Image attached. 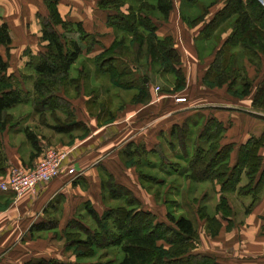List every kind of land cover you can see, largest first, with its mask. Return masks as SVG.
Returning a JSON list of instances; mask_svg holds the SVG:
<instances>
[{"label":"trees","instance_id":"obj_1","mask_svg":"<svg viewBox=\"0 0 264 264\" xmlns=\"http://www.w3.org/2000/svg\"><path fill=\"white\" fill-rule=\"evenodd\" d=\"M214 1L218 0H213L212 4ZM58 3L59 0H43L46 14L37 15L41 49L36 54L29 49L24 50V55L28 56L24 70L28 69L31 74L25 75L20 70L17 76L8 72L7 57L13 46L12 36L9 25L5 21L0 22V47L5 49L7 56L0 52V173L5 171L7 164V156L2 149V134L12 125L9 113L16 105L30 103L33 113L39 117L49 114L57 118L51 125L57 133L72 136L73 131L82 129L85 130L84 136L89 132V128L76 118L66 90L73 86L74 92L79 93L84 71L80 69L78 76L72 77L70 69L84 51L80 44L88 52L97 39L85 30L82 22L63 18ZM97 6L106 11V24L117 32L111 44L92 58L98 75L106 77L116 88L135 90L136 94L131 99L135 104H146L152 100L148 76L135 70L144 66L142 59L148 65H157L158 72L174 76V87L168 92L185 88L181 55L174 40L171 35H158L157 26L149 15L150 12H157L162 20H167L173 7L172 0H98ZM206 8L195 22L204 19ZM71 30L78 32V42L66 36V32ZM199 35L217 43L203 74L202 84L209 89L225 85L227 91L237 98L248 96L253 88V79L248 75L245 59L258 65L264 57V4L261 0H224L221 8L205 21ZM29 79H32L30 89L25 85ZM91 97L96 102L97 96ZM183 99L186 100L185 97ZM252 105L264 107V76L255 90ZM99 110L100 114L110 113L104 102L99 104ZM57 112L65 115L66 119L60 120L55 115ZM113 118H108L107 122ZM226 129V124L218 118L195 110L182 122L172 124L167 134H160L161 141L154 147L147 149L142 143L129 142L121 152L126 167H134L140 181L147 182L149 186H162L165 178L170 176L213 184L218 198L214 210L209 212L205 204L195 209L205 222L210 237L216 236L222 228L229 231L234 226L231 194L236 191L241 195L253 193L251 202L245 207L248 213L258 200L257 191L264 184V168L260 171L262 157L259 154L260 147L264 145L263 137L251 136L241 143L236 160L231 165L230 153L235 144L222 143ZM24 132L35 151L31 154L33 158L40 151L38 136L29 128H25ZM193 134L192 139L190 135ZM174 135L178 137V144L173 142ZM176 146L181 151L177 157L179 163L165 152V147L171 150ZM151 156L157 160H152ZM99 170L105 176H101L103 195L120 202L102 213H98L90 202H85L83 208L92 225H82L74 219L67 223L64 249L72 250L76 262L36 257L24 264H115L117 259L116 264H221L212 255L197 251L200 242L197 227L185 213L175 215L172 210L175 199L170 195L166 194L163 198L165 218H158L154 211L141 206L130 188L116 183L114 176L103 165H99ZM243 173L247 182L240 185ZM206 196L204 192L200 200ZM57 224L56 218L36 223L30 228V236L56 229ZM81 233L84 236H80ZM99 249L103 252L96 260L82 262V258L96 254ZM111 250L115 251L112 253Z\"/></svg>","mask_w":264,"mask_h":264},{"label":"crops","instance_id":"obj_2","mask_svg":"<svg viewBox=\"0 0 264 264\" xmlns=\"http://www.w3.org/2000/svg\"><path fill=\"white\" fill-rule=\"evenodd\" d=\"M87 4L86 1L81 0H59L58 9L63 18L80 21L84 28L86 24H89L85 30L94 34L97 39V43L86 53L92 59L111 44L114 36L112 28L106 24V11L98 9V7L89 9ZM78 6H84L86 9L75 11V7ZM38 13L46 14L43 0H0V22L5 21L9 25L12 45L17 42L12 28L16 21V24L22 28V33L18 38L21 39L20 43L18 42L19 45L22 43L25 45L26 40L30 41L34 37L39 43H42ZM95 17L96 19H94ZM157 33L160 36L166 34L159 30ZM198 34L199 32L196 33L197 43L200 38ZM225 35L226 33L223 34V36ZM181 44L184 46L183 42ZM175 46L181 55L182 67L190 64L192 60L185 58L189 54L186 50L182 51L184 47L179 48L176 44ZM40 49L41 47L35 52ZM195 50L193 56L196 64L194 68L195 84L202 88V92H200L202 94H199L200 101L195 107L186 105L180 107V111L183 112L179 116L183 121L190 113L200 110L205 115L216 117L224 122L227 129L222 143L235 144L230 153V164L232 165L236 160L237 149L241 143L251 136H262L264 140V107L252 105L255 90L264 76V57L258 61V65L250 64L245 59L248 75L253 79V88L248 96L237 98L227 91L225 85L209 89L202 84L203 74L214 52L204 56L197 49ZM79 69H83L84 75H86L83 82V95L71 97L69 100L77 119L89 128V132L84 136L77 137L72 143L64 145L61 144L62 141H59L61 147H68H65L67 149L66 158L62 166H73L78 177L69 180L60 176L49 182L38 184L34 191L21 196H16L11 191L0 190V264H24L31 258L42 256V251L38 247L49 245L45 242L46 239H34L30 236L31 226L53 219L46 216L56 213L58 209L56 203L59 200L62 205L60 214L65 216L74 214H72V209L76 200L91 201L90 189L95 190L98 183L99 188L101 185L99 165L106 166L108 157L110 160L113 157L114 149L121 147L118 144L123 142L125 146L129 142L142 143L147 149H150L160 143V134H167L171 125L176 123L170 121L169 110H167L168 114L161 117V120L167 121L165 123L167 125L159 126L160 128L154 132L155 125L151 121L154 118L152 115L154 110L151 111L154 107L153 96L148 103H136L130 109L122 108V112L117 113L112 120L104 121L106 113L95 114L89 108V105L92 107L94 103L91 97L93 95L91 88L94 85L91 83H94L93 81L100 75L97 74L94 65L81 66ZM188 108L191 109L187 110ZM21 126L13 124L10 128L7 127L2 134V149L7 156V164L5 171L0 174L1 180L7 177L11 167L28 165L33 158L36 160L41 154L40 152L31 158L29 149L23 150V147H30V142L24 138V128L22 129ZM50 135L45 140L52 136ZM39 139V145L42 146L41 142L44 144L45 140ZM116 139L119 141L114 145L113 142ZM120 150L122 152V148ZM259 154L262 157L261 171L264 168V145L260 147ZM243 177H245V183L247 182V176L243 173L240 185L245 184L241 183ZM256 194H258V200L244 217V222L235 224L229 231L222 228L216 236L210 237L207 241L202 240L197 251L212 255L221 264H264V184ZM234 195L241 196V202L245 207L253 198V193L241 195L236 191ZM65 219L63 222L58 219L57 228L47 231L50 238L52 232L65 229L68 223L65 222Z\"/></svg>","mask_w":264,"mask_h":264},{"label":"rangeland","instance_id":"obj_3","mask_svg":"<svg viewBox=\"0 0 264 264\" xmlns=\"http://www.w3.org/2000/svg\"><path fill=\"white\" fill-rule=\"evenodd\" d=\"M81 1H86L88 3L87 5H89L88 6L89 9H95L98 7L97 6L98 0H81ZM223 1L224 0H218L216 2L214 1V4H212L213 0H199V1L197 0L196 3H192V1L190 0H172L173 7L167 20H162L160 14L157 12H150L149 15L152 16L153 22H155L157 26V32L159 30V32H163L164 34L166 33L165 35H171L174 40V43L179 48L184 47L182 48V51L186 50V52L189 54L185 58H189L190 61L192 60L190 64L188 65L186 64V66L182 67L184 71V75L187 78L185 83V88L182 91H176V92H168V91H172L174 87V76L170 74L164 75L158 72L157 65H152V66L148 65L142 59V64H144V66L142 65L137 69L135 68V70H137L139 74L147 75L149 78V92L152 94L154 99L153 101L154 107H152L151 109V111L154 110V113L152 114L154 118L151 119V121L154 123L153 125H155L154 132H156L158 128H160L161 126H164V124L167 122L161 120L162 115L166 116L168 114L167 110H169L171 122L173 121L182 122V117L179 115L183 111H180L179 108L184 107L185 105L188 107L189 106L195 107L197 102L200 101L199 94H202L200 93L202 92V88L198 87L195 84L194 68L196 64L193 59V56L196 52L195 49H197V51H199L204 56L210 55V52L214 50L217 43L214 42L213 39L200 40L201 38H199V41L197 43L196 33L200 32L205 21H207L209 17H211L219 8H221V6L223 5ZM261 2L264 4V0H261ZM205 7H207L206 8L207 13L204 16V19L195 22L196 18L199 17L201 13L205 11L204 10ZM85 9L86 7L84 6L82 7L78 6L75 7L74 10L84 11ZM70 14H71V8H70ZM94 19H96V17ZM16 23L17 21L14 22L12 28L14 35H16L17 37L15 39L17 42L13 43V46L9 51L8 57L6 56L5 49L3 47H0V52L4 55V57L5 56L7 57V60L9 62V68H8L9 73H15L17 76H19V71L21 70L22 72H24L23 74L25 75L31 74V71H29L28 69L24 70V64L28 60V56L26 54L24 55V50L29 49L31 52L33 51L32 52L33 54H36L35 51L39 49L42 43H39L37 41V38L34 37L30 41L26 40L24 42L25 45H23V43L19 45L18 42L20 43L21 39L18 38H20V35L22 33V28ZM86 26L85 29L89 27V24H86ZM116 34L117 32L113 30L114 37L116 36ZM118 35H120L119 32ZM66 36L76 40L77 42L79 41V34L75 30L66 32ZM198 36L200 37L199 34ZM180 42L181 43L183 42L184 46ZM80 46L83 48L84 51L81 54V57L78 58L76 63L70 69V75L72 77L78 76L80 70L79 68H81V66L90 67L93 65L92 59L90 58V56L86 54L87 52H85L84 45L80 44ZM188 51H191L192 53L190 54ZM82 77L85 78L86 75L81 74L79 93L74 92L73 86H69L67 88L66 94L69 99L71 97H77L83 95L82 93H83L84 78ZM31 80L32 79L26 81L25 85L28 89H30L32 86ZM93 82L94 83H91V85L94 86L91 89L93 95H96L97 98H96V102L93 103V106L91 107L89 105V108H91L92 112L97 114L100 111L99 104L101 102H104L108 107V109L110 110V113H107L106 117L103 118L104 121L105 120L107 121L108 118L115 117L117 113H121L122 108L130 109L131 106L135 105V103L131 102L132 97L134 96V94H136L135 90L126 91L116 88L110 84V81L106 77L104 78L102 76L96 77V79ZM186 84L188 85L186 86ZM207 92L209 93L210 91L208 90ZM184 97L186 98V100L183 99L182 101H178L179 98H184ZM189 109L191 108H188L187 110ZM101 113L104 114V112ZM9 114H10L9 120L12 121V125L14 124V126H16L17 124H20L22 125L21 126L22 129L24 128V131L25 128H29L32 132L36 134V136H38V140H40L39 138L45 140L49 134L52 135V136L50 135L51 137L44 141V144L41 142L42 146H40V151H39V153L41 152V154L39 157H37L36 160L33 158L30 164L20 165L18 167H23V168L26 167L32 169L35 165H37L39 162H41V160L44 159L47 149H52L59 154L65 153V157H64L65 159L66 150H67L66 148L68 147L67 146L61 147L59 141H62L61 144L63 143L64 145L67 143H72L74 139H76L79 136H82L81 134H84L85 131L82 129H77L76 131L72 132V136L60 134V133L57 134V132L54 131L51 127V125L55 124L57 118L54 119V117L49 116V114L45 115L44 118L39 117L38 115L33 113L32 105L30 103L16 105L15 107L10 109ZM55 115L58 118H60V120L62 121L66 119L65 115H63L60 112H57ZM116 126H120V125H116ZM23 135L24 138L27 139L25 132L23 133ZM190 137L193 139L194 134L190 135ZM172 139L173 142H175V144H178V137L176 138V136L174 135ZM117 141L119 140L116 139V141L113 142V144L115 145ZM118 145L121 146L118 147L121 149L123 148L124 143L122 142V144H118ZM118 148L114 149V151L112 152L113 155L112 159L110 160V158L108 157V162L105 161L106 170L111 172V174L114 176L115 182L123 184L128 188H130L140 200L141 206L145 209H150L154 211L155 214L158 216V218L161 219L165 218V213H166V207L163 203V198L164 196H166V194H168V196L170 195L172 199H175V204L173 205V209H172L175 215L178 216L181 213H185L186 215H188L193 220L199 232L200 235L199 244H201L202 240L207 241L210 238V236L206 232L205 222L200 218V216L198 215L197 211H195V209L197 210V207H201L202 204H205L209 212H212L214 210L213 208L216 202L218 201V198L217 195L214 194L215 192H214L213 184L191 182L190 179H183V177L181 178V177L170 176L165 178V182H164L165 184L164 183L161 184L162 186H154V184H151V186H149L147 182L140 181L137 175L138 173L136 172L137 170H135L134 167H126L124 163L125 160L124 156H122L121 150ZM24 149L25 150L29 149L30 152L29 155H31L32 152L35 153V151L31 148V145L30 147H23V150ZM165 152L169 154L170 157L174 156L172 160H176V163L180 162L177 159V157L181 155V151L179 150L178 146H176V149H171V150H168V148L165 147ZM151 159L157 160L155 156ZM63 161H62V165H63ZM181 163L183 162L181 161ZM151 172H155V171H151ZM101 176L105 178V176H103V174H101L100 171V177ZM77 177L78 174L73 175L72 177H67L66 179L71 180ZM1 178L0 181H2ZM243 178L244 179H242L241 182L242 184L245 183L246 181L245 177ZM90 190L91 191L89 192L91 194L92 199H90L91 201L87 200L85 202H90L98 210V213H102L104 209H107L109 207H114L119 205L120 201L109 199L107 195H103L105 191L103 192L101 185L99 188V183L97 184L95 190H93V188H91ZM204 192H206L207 196L203 200H200V197L203 195ZM234 194L235 193L231 194L230 200L232 202V208L234 211L233 220L235 225L244 222V217L247 215V213L245 212V205L241 202V198H240L241 196L238 197L237 195L235 196ZM103 196L104 198H102ZM195 198H197V201H195ZM85 202H83L82 200L79 201L76 200L75 203L73 204L74 207L72 209V214L73 213L74 214L72 216L70 214H67L65 216L60 214L62 205L59 200L58 203H56L57 204L56 206L58 207L56 213L50 215L51 217L49 215L46 217L53 219L58 218L62 222L66 218L65 222L67 221L68 223L72 219H74V221L79 224L87 225V226L89 224L92 225L93 222L91 218L88 216V214L83 208ZM68 217L69 219H67ZM74 227L76 226L74 225ZM82 235L83 234L81 233L80 236ZM33 238L34 239L42 238L44 240L46 239L45 242H47L48 243L47 245H49V246L38 247L42 251V256H37V258L38 257L58 258L64 261L76 262V259L72 254L73 253L72 250L66 251L64 249L66 244V240L64 237V230L62 231L56 230L54 231V233L52 232L51 238L48 235V232L46 231L39 233L37 232L33 235ZM81 249L88 251L85 247L84 248L81 247ZM112 251L115 250H111V252ZM102 252L103 250L99 249L97 250L96 254L90 257L86 256V258L85 257L82 258V262L83 261L92 262L96 260L99 257V255L102 254ZM108 254L110 255L111 253L108 252ZM117 261L118 259L116 260L115 264L117 263Z\"/></svg>","mask_w":264,"mask_h":264},{"label":"built area","instance_id":"obj_4","mask_svg":"<svg viewBox=\"0 0 264 264\" xmlns=\"http://www.w3.org/2000/svg\"><path fill=\"white\" fill-rule=\"evenodd\" d=\"M179 98L178 101H182ZM65 153L59 154L52 149H47L44 159L32 169L13 166L10 168L6 179L0 181L1 191H11L16 196L32 192L38 184L49 182L52 179L63 176L72 177L77 175L73 166H62Z\"/></svg>","mask_w":264,"mask_h":264}]
</instances>
